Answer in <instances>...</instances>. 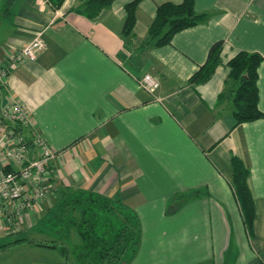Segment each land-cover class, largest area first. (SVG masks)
I'll return each instance as SVG.
<instances>
[{"label": "crops", "instance_id": "0c3cea01", "mask_svg": "<svg viewBox=\"0 0 264 264\" xmlns=\"http://www.w3.org/2000/svg\"><path fill=\"white\" fill-rule=\"evenodd\" d=\"M80 1L55 9L47 0H0V70H8L0 83V174L17 166L3 157L16 145L9 130L27 141L39 133L55 151L47 195L28 208L19 201L0 206V239H28L0 251L32 244L60 252L62 264L60 247L36 244L50 233L25 232L39 228L61 191L73 188L118 197L136 211L141 239L129 264H264V117L236 124L229 106H215L228 60L241 50L264 57V0H194L195 11L208 18L167 45L146 48L140 43L157 6L182 0H139L129 39L122 28L132 0H114L95 19L74 10ZM38 34L45 45L37 58L15 60ZM219 40L211 77L188 85ZM145 73L159 80L153 94L138 82ZM257 85L264 114V60ZM13 101L25 107L30 125L4 115ZM232 155L249 170L251 235L231 188ZM193 191L199 196L167 213L176 196Z\"/></svg>", "mask_w": 264, "mask_h": 264}, {"label": "trees", "instance_id": "16d2710c", "mask_svg": "<svg viewBox=\"0 0 264 264\" xmlns=\"http://www.w3.org/2000/svg\"><path fill=\"white\" fill-rule=\"evenodd\" d=\"M55 9L64 0H47ZM114 0H81L74 10L89 19H95L103 9ZM139 0H132L125 6V20L122 35L133 38L135 9ZM208 13H198L194 0L180 3L163 2L156 8L148 36L140 45L160 47L171 43L177 32L204 22ZM223 41L214 42L203 64L189 77L187 84L197 86L206 82L220 63ZM264 57L258 52L238 51L231 57L227 66L225 81L228 88L221 92L215 106L227 105L236 124L264 117L258 107V67ZM225 103V104H224ZM223 104V105H222ZM31 140L27 144H31ZM232 191L237 200L244 225L248 234L253 231L254 200L247 177L248 168L236 155L231 157ZM9 171V170H8ZM199 191L179 194L168 204L167 213L178 210L187 201L199 196ZM39 226L50 233V239L36 244L48 248L60 247L64 254L62 264H70L68 255L73 257L72 264H129L135 256L141 239V224L138 214L120 198H112L84 189L66 188L60 193L53 206L39 221ZM74 233L77 242H71ZM25 237L15 238L1 244L0 249L27 242Z\"/></svg>", "mask_w": 264, "mask_h": 264}, {"label": "built area", "instance_id": "2783aa9c", "mask_svg": "<svg viewBox=\"0 0 264 264\" xmlns=\"http://www.w3.org/2000/svg\"><path fill=\"white\" fill-rule=\"evenodd\" d=\"M44 40L38 34L25 46L16 51L14 59L17 61H34L38 53L44 48ZM8 74L6 67L0 70V83ZM138 82L149 93H154L160 86L159 80L149 73L143 74ZM4 115L20 125H30V117L25 107L19 101H13L6 108ZM10 135L16 139L15 146L5 149L3 157L17 166L14 169L0 174V206L8 202L19 201V208H28L36 200L43 199L51 189L50 163L55 157V151L48 141L39 133L34 132L31 144L36 151L35 157H29L27 140L16 130H9Z\"/></svg>", "mask_w": 264, "mask_h": 264}, {"label": "rangeland", "instance_id": "374dc122", "mask_svg": "<svg viewBox=\"0 0 264 264\" xmlns=\"http://www.w3.org/2000/svg\"><path fill=\"white\" fill-rule=\"evenodd\" d=\"M224 84H225V87L223 91L228 88V85H226V83ZM42 230L43 228L39 226V228H34L25 233H45L47 232L46 230H43V231ZM24 236L26 235L24 234ZM42 237H47L46 239L50 238V236L48 237L45 235H42ZM7 240H11V238L8 237ZM4 242L5 243L7 242L6 239H0V245L2 243L4 244ZM71 242L75 243L77 241L75 238H73V240L71 239ZM29 246H30L29 249L21 248L22 247L21 246L20 248L18 247L17 248H7L5 250L0 251V264H58L57 258L59 257L60 252H53V251L49 252L48 250L41 251L37 249L35 246H32V244H29ZM20 253H24V254H20ZM51 259L52 261H48ZM72 261H73V257L70 253L68 255V262L72 264L73 263Z\"/></svg>", "mask_w": 264, "mask_h": 264}]
</instances>
